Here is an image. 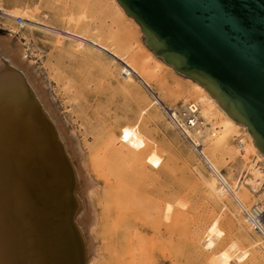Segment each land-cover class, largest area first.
I'll return each instance as SVG.
<instances>
[{"label":"bare ground","instance_id":"obj_1","mask_svg":"<svg viewBox=\"0 0 264 264\" xmlns=\"http://www.w3.org/2000/svg\"><path fill=\"white\" fill-rule=\"evenodd\" d=\"M49 5L60 26L34 9L22 12L23 27L53 34L57 46L67 40L71 54H104L120 64L116 72L106 65V73L111 93L124 99H110L112 106L90 116L81 106L76 130L33 69L25 35L0 34V264H264V227L257 221L259 234L249 222L252 206L264 215V154L246 126L195 80L170 83L175 70L139 40V24L117 0ZM17 14L0 4V16ZM137 82L150 102L139 97ZM96 93L91 101L100 105ZM167 99L197 110V125L178 130L166 109L180 105ZM156 108L210 173L195 167L203 194L219 206L200 233L174 189L171 154L156 137ZM236 158L241 169L230 181L219 166L229 169Z\"/></svg>","mask_w":264,"mask_h":264},{"label":"water","instance_id":"obj_2","mask_svg":"<svg viewBox=\"0 0 264 264\" xmlns=\"http://www.w3.org/2000/svg\"><path fill=\"white\" fill-rule=\"evenodd\" d=\"M117 1L146 46L203 86L264 154V0Z\"/></svg>","mask_w":264,"mask_h":264},{"label":"rangeland","instance_id":"obj_3","mask_svg":"<svg viewBox=\"0 0 264 264\" xmlns=\"http://www.w3.org/2000/svg\"><path fill=\"white\" fill-rule=\"evenodd\" d=\"M64 2L65 0H55L56 5L62 6ZM0 4L6 8L17 10V15L22 17L24 10L31 11L36 9L35 15L37 17L44 18L60 26V23L53 13V9L49 5V0H0ZM43 13H46L47 16L43 17ZM126 15L128 14L126 13ZM128 21L129 19L127 18L126 23H129ZM138 30L139 40L145 44L140 26ZM0 34H11L12 36L25 35V48L27 49L28 58L33 69L48 89V94L54 98L55 108L65 115L67 121L73 123L76 130L79 129V125H77L79 119L76 116L79 114V108L81 106L85 108L86 113L90 116L92 110L97 106L100 107L99 110L112 106L113 104L109 102L111 101L110 99H116L114 101L116 104L123 102L124 97L114 96L116 94H112L110 90L115 84L111 82L106 73V65H109L114 72L118 71L120 67V64L114 63L110 57L101 54L102 56L100 58L87 59L79 55L71 54L68 49H65L68 44L67 40L57 46L53 34L45 35L36 31L31 33L27 26L19 28L15 24L14 19L2 16H0ZM59 48L64 49V51H60ZM174 73L175 75L168 74L170 83L180 81L182 85L188 84L185 76L179 74L177 71H174ZM118 77L122 79L120 76ZM135 84L140 93L139 97L143 96L145 102H150L152 98L147 90L140 83L137 82ZM96 91L100 92L98 93V97H101L100 105H95L91 101L93 95L97 94ZM130 102L128 110L124 114V117L127 119L131 118L136 110V101L133 99ZM166 102L173 106H178L182 103L181 101L172 103L169 99ZM155 111L159 116L156 127L158 143L162 148L170 152L173 160L172 181L174 189L188 210L189 224H191L192 230L196 234L200 233L203 231L206 221L218 211L219 206L214 208L203 194L201 179L195 171V167L205 177H210V173L190 148L186 140L171 126L162 110L156 108ZM233 144H236V140H234ZM241 164L242 162L236 158L228 164L229 169L227 166L222 167V164L221 167L219 166V169L232 181L238 175ZM230 173L231 177L229 178ZM231 207L232 205H230ZM231 209L233 210L234 208ZM226 212L231 214L227 210ZM254 237L260 239L259 236ZM229 240L227 238L225 240L226 243ZM195 261L200 262L199 258H196Z\"/></svg>","mask_w":264,"mask_h":264},{"label":"built area","instance_id":"obj_4","mask_svg":"<svg viewBox=\"0 0 264 264\" xmlns=\"http://www.w3.org/2000/svg\"><path fill=\"white\" fill-rule=\"evenodd\" d=\"M23 21L24 19L21 16H17L14 20L15 24L19 27H23ZM167 117L174 124V126L178 130H183L184 128H190L195 127L197 123L199 122V116L197 110H190L184 106H178L177 109H166ZM197 147V146H196ZM239 182V177L237 179V183ZM250 215L254 218V220H250L251 227L254 231L258 232L259 234H262V230L259 228L257 221L259 224H261L262 227H264V215L262 212L255 211V206H252L250 209Z\"/></svg>","mask_w":264,"mask_h":264}]
</instances>
